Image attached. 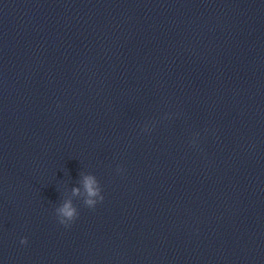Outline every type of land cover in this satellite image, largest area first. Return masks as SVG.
<instances>
[{"label": "water", "instance_id": "95a60500", "mask_svg": "<svg viewBox=\"0 0 264 264\" xmlns=\"http://www.w3.org/2000/svg\"><path fill=\"white\" fill-rule=\"evenodd\" d=\"M0 264H264V0H0Z\"/></svg>", "mask_w": 264, "mask_h": 264}, {"label": "clouds", "instance_id": "9594fccd", "mask_svg": "<svg viewBox=\"0 0 264 264\" xmlns=\"http://www.w3.org/2000/svg\"><path fill=\"white\" fill-rule=\"evenodd\" d=\"M122 168H117V172H122ZM81 187H74L72 189V196L75 198H81L83 204L89 208L94 209L98 203H102L104 201V195L102 194V187L97 180L96 176L93 174H85L81 172ZM55 214L57 219L61 225L70 226L72 222H74L78 216L79 212L77 207L73 203V199L68 198L64 199L63 202L55 208ZM27 238H21V244H27Z\"/></svg>", "mask_w": 264, "mask_h": 264}]
</instances>
